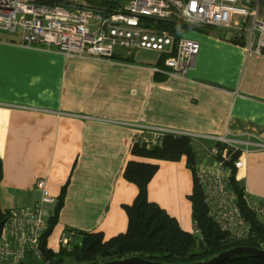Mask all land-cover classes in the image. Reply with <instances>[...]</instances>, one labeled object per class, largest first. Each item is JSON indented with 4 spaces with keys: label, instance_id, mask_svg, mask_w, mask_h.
<instances>
[{
    "label": "crops",
    "instance_id": "0c3cea01",
    "mask_svg": "<svg viewBox=\"0 0 264 264\" xmlns=\"http://www.w3.org/2000/svg\"><path fill=\"white\" fill-rule=\"evenodd\" d=\"M182 34L197 39L199 50L178 76L166 71L157 51L117 48L101 59L25 45L18 31L0 30V209L36 203L43 178L56 199L64 189L50 248L60 247L63 229L101 231L108 238L127 227L123 205L133 201L137 186L122 171L134 158L158 163L147 184L149 200L193 232L187 196L193 173L186 157L131 154L137 135L126 122L143 118L191 134L248 136L264 144V55L247 53L222 27H190ZM191 139L196 170L211 140ZM242 159L236 179L264 197V146L252 145ZM56 203H44L50 215Z\"/></svg>",
    "mask_w": 264,
    "mask_h": 264
},
{
    "label": "built area",
    "instance_id": "2783aa9c",
    "mask_svg": "<svg viewBox=\"0 0 264 264\" xmlns=\"http://www.w3.org/2000/svg\"><path fill=\"white\" fill-rule=\"evenodd\" d=\"M0 0V30L20 33L25 45L55 47L64 54L110 59L117 48L153 50L163 55L168 73L184 76L199 50V41L155 23L180 21L195 28L222 27L226 37L242 45L247 53L264 55V0H125L108 9L84 0ZM135 131L134 142L160 144L167 134L204 137L203 159L195 170L207 215L231 237L244 238L251 223L238 204L231 176L243 164L252 145L250 138L232 134H191L146 123L143 118L126 122ZM147 133L149 137L141 136ZM236 155V157H234ZM39 200L30 206L7 210L0 234V259L18 264L26 257L40 259L41 238L48 228L50 212L45 202H56L40 178ZM241 197L256 218L264 223V197L242 186ZM192 234L200 236L197 227ZM74 229L59 233L60 246L76 242Z\"/></svg>",
    "mask_w": 264,
    "mask_h": 264
},
{
    "label": "trees",
    "instance_id": "16d2710c",
    "mask_svg": "<svg viewBox=\"0 0 264 264\" xmlns=\"http://www.w3.org/2000/svg\"><path fill=\"white\" fill-rule=\"evenodd\" d=\"M124 0H98L99 6L114 9ZM52 3L54 0H46ZM91 3V2H90ZM94 4V3H92ZM158 27H166L175 33H182L189 24L180 21H162L155 23ZM191 137L187 135L167 134L161 144L147 146L138 141L133 142L130 153L140 157L161 160H177L186 157L187 166L193 173V186L187 195L191 202V216L200 231L196 237L192 232L182 229L177 219L170 215L155 201L147 196V184L157 170L158 163L141 159H129L124 165L122 175L137 186V193L131 203L124 204L127 215V227L124 231L105 238L101 231H76V242L69 248L60 246L53 250L47 245V237L55 224L57 212L62 204V189L55 207L54 214L49 218L48 228L41 238L42 255L40 259L25 258L23 264H95L106 260L119 259L131 255H140L150 260L163 262H190L207 258L221 250L234 246H253L264 248V223L259 221L248 209L241 197L242 185L234 175L231 186L238 195V204L245 218L251 223V232L247 237L234 238L221 230L207 215L201 189L196 181V152ZM236 157V155H234ZM2 167L0 160V179ZM7 211L0 209V234ZM217 264H264V258L240 253Z\"/></svg>",
    "mask_w": 264,
    "mask_h": 264
},
{
    "label": "water",
    "instance_id": "95a60500",
    "mask_svg": "<svg viewBox=\"0 0 264 264\" xmlns=\"http://www.w3.org/2000/svg\"><path fill=\"white\" fill-rule=\"evenodd\" d=\"M247 253L257 255L264 258V248H258L253 246H234L224 250H221L207 258L190 261V262H163L157 260H150L140 255H131L119 259L106 260L95 264H217L231 256Z\"/></svg>",
    "mask_w": 264,
    "mask_h": 264
},
{
    "label": "rangeland",
    "instance_id": "374dc122",
    "mask_svg": "<svg viewBox=\"0 0 264 264\" xmlns=\"http://www.w3.org/2000/svg\"><path fill=\"white\" fill-rule=\"evenodd\" d=\"M56 249H57V246L55 247ZM66 260L68 261L69 260V258H66ZM67 261H65V262H62V264H75V263H73V262H67ZM6 264H12L11 262H9V261H4Z\"/></svg>",
    "mask_w": 264,
    "mask_h": 264
}]
</instances>
